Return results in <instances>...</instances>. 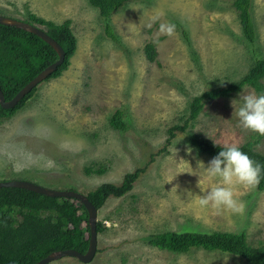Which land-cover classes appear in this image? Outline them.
I'll list each match as a JSON object with an SVG mask.
<instances>
[{"label": "rangeland", "instance_id": "obj_1", "mask_svg": "<svg viewBox=\"0 0 264 264\" xmlns=\"http://www.w3.org/2000/svg\"><path fill=\"white\" fill-rule=\"evenodd\" d=\"M234 1H130L105 19L89 0H0L2 17L70 20L77 40L68 69L38 85L14 116L0 120V182L29 181L87 195L143 170L129 193L110 197L98 211L105 230L88 264H246L219 252L174 254L147 244L146 238L165 232L244 233L251 245L264 246V191L257 190V182L237 186L235 196L244 205L239 213L201 205L193 195H202L193 174L203 175L196 161L211 157L191 138L219 146L251 141L264 154V135L237 123L238 104L233 108L231 101L239 92L206 102L197 120L167 143L168 130L188 118L194 97L238 82L264 59V0H251L254 43L243 35ZM156 13L162 15L153 19ZM161 22L174 24L173 32L161 33ZM148 44L155 45L154 62L147 59ZM249 93L259 94L250 87L241 90ZM118 110L125 131L110 126ZM86 167L106 172L88 176ZM50 264L84 263L67 257Z\"/></svg>", "mask_w": 264, "mask_h": 264}, {"label": "trees", "instance_id": "obj_2", "mask_svg": "<svg viewBox=\"0 0 264 264\" xmlns=\"http://www.w3.org/2000/svg\"><path fill=\"white\" fill-rule=\"evenodd\" d=\"M138 0H89L91 6L99 10L102 18L108 19L125 3ZM243 35L249 43L256 39V29L251 14V0H235ZM26 23L39 27L64 50L65 60L45 81L59 78L68 69L71 58L77 50V40L71 28V21L55 23L36 14H29ZM107 36L115 38L110 27ZM189 44L188 35L183 32ZM147 59L154 62L155 45L145 47ZM58 60L57 53L42 39L23 30L0 25V87L5 100L10 101L43 70ZM250 87L257 93L264 92V59L258 60L236 83L203 92L192 99L189 115L182 125L168 130V142L177 132H184L200 116L206 102L229 98ZM37 87L26 95L12 109L0 106V120L14 116L35 94ZM110 126L116 131H125L123 112L116 111L110 119ZM196 149L209 157L219 150V145L204 138L190 139ZM241 150L262 166L257 181V190L264 191V154L256 150V143L247 141ZM85 174L101 175L104 167H86ZM143 172L137 169L124 176L121 185L104 184L87 194L88 200L99 211L110 197L120 198L133 189V184ZM75 191V190H71ZM105 226L97 223V233ZM90 240L87 212L81 203L70 198H50L25 189L0 188V264H36L54 252L75 250L85 254ZM150 246L174 254L188 253L192 249L219 252L242 259L246 264H264V246H253L244 233L228 232H165L146 238Z\"/></svg>", "mask_w": 264, "mask_h": 264}, {"label": "clouds", "instance_id": "obj_3", "mask_svg": "<svg viewBox=\"0 0 264 264\" xmlns=\"http://www.w3.org/2000/svg\"><path fill=\"white\" fill-rule=\"evenodd\" d=\"M160 15L162 13H156L153 19H157ZM158 27L161 33L171 34L175 26L170 22H161ZM237 96L238 98H234L231 104L233 108L238 104L234 109L238 125L243 129L264 135V92L241 95L240 91ZM177 151L175 147V153ZM185 151L192 153L193 147L186 145ZM196 164L195 169H202L203 173V175L201 172L193 173L198 175L196 183L202 193V195L192 193L198 197V202L201 205L211 204L213 207H222L234 213L241 212L244 207L235 196L237 186H253L262 171L261 164L236 144L221 146L207 163L197 159ZM209 178H213L215 183L205 185L203 181Z\"/></svg>", "mask_w": 264, "mask_h": 264}, {"label": "water", "instance_id": "obj_4", "mask_svg": "<svg viewBox=\"0 0 264 264\" xmlns=\"http://www.w3.org/2000/svg\"><path fill=\"white\" fill-rule=\"evenodd\" d=\"M0 25L14 27L23 30L25 32L31 33L33 35H36L44 42H46L49 46H51L58 55V60L55 63L51 64L45 70H43L34 80H32L23 89H21L15 95V97L10 101L5 100L4 94L0 87V106L3 109H12L15 106H17V104L26 95H28L34 88H36L38 85L44 82L49 76H51L57 70L59 66L63 64L65 60V52L54 39H52L49 35H47L43 30H41L37 26L2 16H0ZM0 188L25 189L50 198H70V199L78 200L81 203V205L84 206L87 212L88 224L90 227V240L86 253L81 254L75 250H64V251L54 252L48 255L46 258L42 259L41 261L37 262L36 264H50L54 261L67 257L74 258L84 264H88L93 260L97 252V246H98V233H97L98 210L88 200L86 195L71 190H53L42 187L40 185H37L29 181H21V180L0 182Z\"/></svg>", "mask_w": 264, "mask_h": 264}]
</instances>
